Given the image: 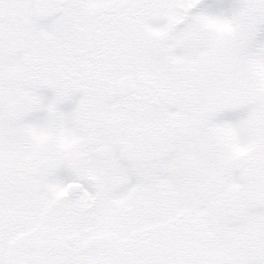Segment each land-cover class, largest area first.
I'll list each match as a JSON object with an SVG mask.
<instances>
[{
  "label": "snow or ice",
  "instance_id": "obj_1",
  "mask_svg": "<svg viewBox=\"0 0 264 264\" xmlns=\"http://www.w3.org/2000/svg\"><path fill=\"white\" fill-rule=\"evenodd\" d=\"M0 264H264V0H0Z\"/></svg>",
  "mask_w": 264,
  "mask_h": 264
}]
</instances>
